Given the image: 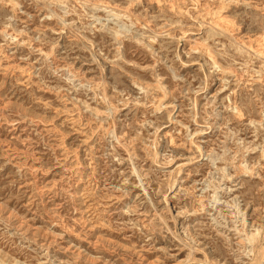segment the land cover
Listing matches in <instances>:
<instances>
[{
    "label": "rangeland",
    "instance_id": "obj_1",
    "mask_svg": "<svg viewBox=\"0 0 264 264\" xmlns=\"http://www.w3.org/2000/svg\"><path fill=\"white\" fill-rule=\"evenodd\" d=\"M0 264H264V0H0Z\"/></svg>",
    "mask_w": 264,
    "mask_h": 264
}]
</instances>
